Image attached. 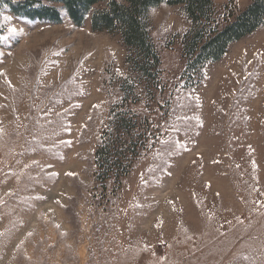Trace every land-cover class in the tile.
I'll return each mask as SVG.
<instances>
[{
	"label": "rangeland",
	"instance_id": "rangeland-1",
	"mask_svg": "<svg viewBox=\"0 0 264 264\" xmlns=\"http://www.w3.org/2000/svg\"><path fill=\"white\" fill-rule=\"evenodd\" d=\"M0 26V264H264V26L194 88L179 6L151 12L158 85L89 22ZM114 106L140 146L118 180L96 163Z\"/></svg>",
	"mask_w": 264,
	"mask_h": 264
},
{
	"label": "trees",
	"instance_id": "trees-1",
	"mask_svg": "<svg viewBox=\"0 0 264 264\" xmlns=\"http://www.w3.org/2000/svg\"><path fill=\"white\" fill-rule=\"evenodd\" d=\"M179 6L191 27L183 36L186 60L181 78L184 88H194L206 78L209 64L223 59L233 43L264 26V0H250L233 12L213 0H0V20L5 12L32 22L61 24L67 17L78 27L90 23L92 31L118 36L128 50L127 64L147 81L158 85L162 60L151 36V12L160 5ZM5 31L0 26V45ZM114 106L96 153L99 174L121 179L139 155V142L125 134L135 127L136 117ZM131 127V128H130ZM122 159H127L124 164Z\"/></svg>",
	"mask_w": 264,
	"mask_h": 264
},
{
	"label": "snow or ice",
	"instance_id": "snow-or-ice-1",
	"mask_svg": "<svg viewBox=\"0 0 264 264\" xmlns=\"http://www.w3.org/2000/svg\"><path fill=\"white\" fill-rule=\"evenodd\" d=\"M5 19H10V17H5ZM12 31H15V29H12ZM69 175H74V173H69Z\"/></svg>",
	"mask_w": 264,
	"mask_h": 264
}]
</instances>
